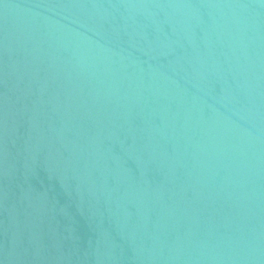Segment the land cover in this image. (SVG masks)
Instances as JSON below:
<instances>
[{"label": "water", "instance_id": "water-1", "mask_svg": "<svg viewBox=\"0 0 264 264\" xmlns=\"http://www.w3.org/2000/svg\"><path fill=\"white\" fill-rule=\"evenodd\" d=\"M0 264H264V0H0Z\"/></svg>", "mask_w": 264, "mask_h": 264}]
</instances>
